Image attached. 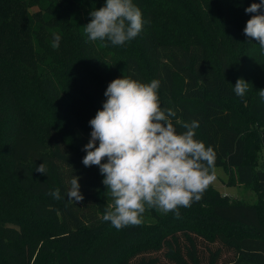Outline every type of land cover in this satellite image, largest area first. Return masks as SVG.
Segmentation results:
<instances>
[{
  "label": "trees",
  "instance_id": "trees-1",
  "mask_svg": "<svg viewBox=\"0 0 264 264\" xmlns=\"http://www.w3.org/2000/svg\"><path fill=\"white\" fill-rule=\"evenodd\" d=\"M260 2L133 0L142 32L104 47L83 27L106 0H0V264H264V167L248 147V129L264 127V55L243 34L244 9ZM122 77L159 80L177 132L198 121L194 139L257 202L211 184L179 219L151 209L140 226L105 222L111 200L99 168L82 164L79 131L91 132L107 86ZM238 78L252 85L243 98ZM44 162L47 175L36 172ZM73 176L82 202L67 200ZM56 188L62 199L48 195Z\"/></svg>",
  "mask_w": 264,
  "mask_h": 264
},
{
  "label": "clouds",
  "instance_id": "clouds-1",
  "mask_svg": "<svg viewBox=\"0 0 264 264\" xmlns=\"http://www.w3.org/2000/svg\"><path fill=\"white\" fill-rule=\"evenodd\" d=\"M264 0L245 8L251 18L243 34L249 42H258L264 55ZM90 22L84 32L91 42L104 47L123 46L138 37L147 21L133 0H106L103 7L90 12ZM61 36L53 34L51 47L58 49ZM252 85L242 78L236 80L233 91L243 98ZM160 81L141 83L131 78H117L109 83L102 110L89 121L90 139L82 149L85 167L97 166L104 177L102 184L107 204L103 220L117 230L140 226L147 210L165 215L173 213L179 219L180 208H190L202 199L204 192L216 180V153L194 139L199 122H185L186 130L178 133L171 118L176 113L162 108L158 91ZM264 102V90L257 91ZM98 143V146H97ZM103 161V162H102ZM36 172L47 175L46 162ZM80 177L73 176L66 192L68 202H82ZM48 195L62 199L59 188Z\"/></svg>",
  "mask_w": 264,
  "mask_h": 264
},
{
  "label": "rangeland",
  "instance_id": "rangeland-1",
  "mask_svg": "<svg viewBox=\"0 0 264 264\" xmlns=\"http://www.w3.org/2000/svg\"><path fill=\"white\" fill-rule=\"evenodd\" d=\"M250 130V131H249ZM249 131V155L254 159L256 164L264 167V145L262 136L264 135V127L259 129H248ZM79 137L85 146L89 139L90 133L79 131ZM98 146V143H97ZM103 162V161H102ZM216 180L212 185L223 195H227L231 199H239L247 202H257L258 193L254 188L245 185L236 184L229 176L228 170L221 167L215 166ZM239 234V233H237ZM108 235L103 234V236ZM97 239H102L101 236Z\"/></svg>",
  "mask_w": 264,
  "mask_h": 264
}]
</instances>
